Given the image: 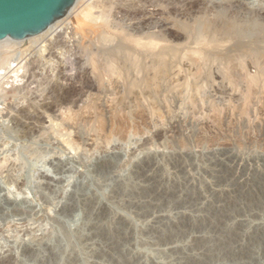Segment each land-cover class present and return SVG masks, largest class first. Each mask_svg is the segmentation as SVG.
Here are the masks:
<instances>
[{
	"label": "rangeland",
	"instance_id": "rangeland-1",
	"mask_svg": "<svg viewBox=\"0 0 264 264\" xmlns=\"http://www.w3.org/2000/svg\"><path fill=\"white\" fill-rule=\"evenodd\" d=\"M113 1L104 34L151 22L149 32L164 26L167 44L189 51L159 106L130 95L115 109L124 83L95 81V57L83 52L100 45L80 18L79 43L70 40L47 82L34 67L17 86L1 77L0 264H264V75L249 84L258 67L246 58L236 84L211 64L198 92L188 58L207 45L187 46L174 24L222 9L262 18L264 0H134L146 16L128 22ZM248 41L241 51L264 53Z\"/></svg>",
	"mask_w": 264,
	"mask_h": 264
},
{
	"label": "bare ground",
	"instance_id": "bare-ground-1",
	"mask_svg": "<svg viewBox=\"0 0 264 264\" xmlns=\"http://www.w3.org/2000/svg\"><path fill=\"white\" fill-rule=\"evenodd\" d=\"M112 1L113 0H101V1L99 0L98 2L97 1L90 2L88 0H76L73 6L68 10V12L66 13L64 17L56 20L53 24H51L46 30H44L40 34L30 36L22 40H13L10 38L0 40V79L1 77L2 79L5 78L7 80L6 83L17 86L16 84H20L21 82H23L27 76L26 74H28L29 70H31L34 67L37 70H41L40 76H43L42 78L44 79L45 82H47L48 76H51V74L55 73L61 59L66 53L69 52L67 45H69L70 40H73V42H76V44L79 43L78 38L76 39V36H78L76 34V31L78 30L76 29H79L80 31L81 26H79L76 18H80L81 20L84 21V22L82 21V24L84 25V28H85L83 29L84 34L89 35V33H92L95 39H97L96 41L97 44L100 45V46L97 45L100 49V51H98L97 53L92 52L93 50H91L92 48L91 46L89 47L87 46V48L89 49L87 50L84 49V52H83L87 55L93 54V56L91 55V57H95L94 60H96V63L94 62L95 64L94 63L93 64H94L95 70L98 72L97 75L95 74L96 76L95 81L97 82V79H98V81H100L102 85V82H104L103 80L106 79V81H109L107 82L108 84L110 83L111 86H115L113 87L115 88L114 89L115 91H117L118 90L117 87H119L118 80L119 81L122 80L124 83L123 91H121V94H122V97L120 98L121 100L119 99L118 104L116 103L117 105L115 106V109H119V110L124 109L126 106V103L124 101L128 100L127 98L130 95H134L137 101H138V98L142 97L145 99V101L152 100L154 101L153 105L159 106L158 102H155V99H157L158 96H161L162 92H164L163 88L168 83L169 74L170 72H172L171 70L174 69L172 67L174 65L172 64H175V65L177 64L181 55H183L182 53L183 50H187V48L181 49L179 48V46H176V45L174 46V43H172L173 45L167 44V40L171 37L168 36L169 34H166V30L163 29L164 26H161L158 32H149L148 29L150 27L151 22H144V23L137 22L138 24L129 26L130 28L129 30L123 29V26L121 24H120L121 26L117 24L116 25L117 29L115 30L114 35L109 36L110 33L108 31L106 32L108 35L104 34L103 32L105 28L110 29V26L108 24V19H107L108 15L106 14H110V13H107L109 10H112L109 8H112L113 5L114 6L116 5L115 3L112 4ZM121 1L123 2V5L118 4ZM115 2L117 1L115 0ZM119 2L117 4L124 8V10L123 8L122 9L120 8L119 13H121L125 18H127V22L128 20L141 21L146 16L145 12L141 11V9L136 8L137 4H135L136 2H134V0H120ZM152 2H153V5H152ZM152 2L150 3L154 7L155 6L159 7L162 4V0H154V1L152 0ZM178 3H181V2H178ZM110 4H111V7L109 6ZM169 5H172V4L170 3ZM95 9L97 10L99 9L98 15H95L98 13V12L95 13L97 11ZM117 9L119 10V7ZM176 12L178 11L174 10L172 12V14H174L173 16L176 15L175 14ZM109 17L111 18V16ZM263 18L264 17L261 18L260 15H257L255 12H252V14L247 12L242 15V13L238 14V12H235V11H228L227 9H222V10H217L214 14H212L210 17H207V18L204 15H201L200 17L198 16L196 17V19L193 18L194 20L192 21V23L178 22V24H176L175 22L174 24L177 30L178 29L182 30L184 31V33L187 32L185 33V36L186 34L188 35L187 36L188 38H186L187 46L195 45V47H199L202 45H207V46L212 45V47L216 48L217 45H218L217 47H219V45H221L222 43L225 44L226 42L229 43V41L236 40L235 44L233 43L234 45H231L232 42H230L231 47L229 49L224 47L225 51L223 49V53H221L222 52L221 49L223 48V47L220 48L221 46L219 47L221 52L209 53V51L211 50L209 49L208 54L206 53L207 52L206 49L209 48V46L208 47L205 46L204 50L206 52L203 50L204 48L203 46H202L203 48H200V49L197 48L198 50L196 48L195 50L193 49L191 51L193 56L191 58L190 57L188 58V62L190 66H193L195 68L196 71H195V74H192L193 80L191 82L192 85L190 86L193 88L195 87L197 91L199 90L198 84L201 82V75H204L202 74V71L204 69H207V67L211 64L213 65L217 64L226 71V74L222 76L224 78L233 79L234 77H236L239 79L240 76L243 78L244 74L242 76L241 73H239L240 72L239 68H242L243 65L245 66L246 64L244 63H246V61L248 62L249 60L251 61V59H252V62L256 65V67H258V70H256L257 75L254 77L246 78V81H248V83L255 82V84L256 83L260 84L258 83L259 80L257 79L258 78L260 79V77L263 78V75H264V53H261L259 51L263 50V48L261 50H259L260 47L257 48L259 50V51L257 50V52L256 50L252 51L249 49H248L249 51L244 52L245 50L241 51L240 48L248 47L246 44L241 45L243 44L242 42L244 41V39L249 40L252 43H258V44L263 43L264 44V19ZM163 20H164V17H163ZM150 29H152V26ZM102 33L104 35H107L109 38L107 36L104 37ZM174 35L175 34H170V36H173L175 38L180 37L178 36V34L175 36ZM181 44L182 43H180V45ZM224 44L222 46H224ZM39 45H41V47L37 48V46ZM227 45L229 46V44H226V47ZM231 48H234V49H231ZM30 49H32V52L36 50V54H34L35 53L34 52L33 53L34 56L32 55V57H29L31 55L29 53ZM250 49H254V48L250 47ZM188 51L189 50L185 52L188 53ZM85 54H84V59H85ZM183 56H186V54H184ZM86 57L90 58V56H86ZM246 58L248 59L250 58V59L246 60ZM87 61H88L87 63H89L88 59ZM80 70H83V69H80ZM244 70L242 72L246 71ZM223 71H221V75L222 73H225ZM238 73L240 74V76ZM205 76H202V78ZM27 77H30V74ZM32 77L34 78V72L31 74V78ZM87 79H88V76H87ZM233 80H234V83H236L237 79L236 80L233 79ZM41 86L42 85H39V88ZM237 86L238 85H236V87ZM28 87L29 86H25L24 89H27ZM91 87L89 85L88 88L91 89ZM38 90L40 89H37V92ZM41 90L39 92H41ZM253 91L254 90H252V92ZM83 93H85V90ZM247 93L251 95L250 90ZM253 94H255V91L253 92ZM137 96H141V97H137ZM149 105H152V104H149ZM136 106L141 107L142 105L136 104Z\"/></svg>",
	"mask_w": 264,
	"mask_h": 264
},
{
	"label": "water",
	"instance_id": "water-1",
	"mask_svg": "<svg viewBox=\"0 0 264 264\" xmlns=\"http://www.w3.org/2000/svg\"><path fill=\"white\" fill-rule=\"evenodd\" d=\"M76 0H0V40L40 34L64 17Z\"/></svg>",
	"mask_w": 264,
	"mask_h": 264
}]
</instances>
